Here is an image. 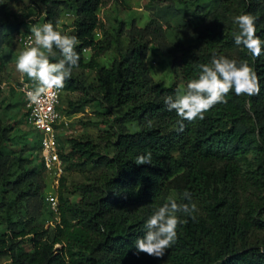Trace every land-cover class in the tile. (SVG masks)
<instances>
[{
	"label": "trees",
	"instance_id": "obj_1",
	"mask_svg": "<svg viewBox=\"0 0 264 264\" xmlns=\"http://www.w3.org/2000/svg\"><path fill=\"white\" fill-rule=\"evenodd\" d=\"M16 1L0 0V75L6 69L3 49L13 47L19 33H30L21 32L30 5L19 14ZM30 2L44 10L34 21L41 25L61 21L64 11L74 15L68 35L78 39L80 61L62 90L80 95L67 104L62 97L65 113H81L90 103L122 113L101 141L84 136L61 140L65 173L54 189L58 214L46 200L40 139L32 131L26 136L30 142L13 150L14 127L0 117V264H264V43L260 57L253 58L233 35L238 31L233 18L248 13L264 41V0H188L193 13L169 5L143 27L133 20L126 29L121 21L116 37L100 40L95 31L103 0ZM171 28L182 37L169 38ZM114 41L117 55L106 66L100 57ZM151 44L173 57L185 87L198 76L197 65L208 63L215 52L247 61L259 77L260 94L230 91L227 102L216 104L203 120L181 121L164 104L179 83L153 78L147 62ZM86 50L92 51L88 60ZM129 123L137 128L131 130ZM149 151L152 164L136 165L135 158ZM250 154L255 166L248 163ZM68 171L81 172L83 180L69 184ZM185 191L191 201L181 199ZM172 199L195 203V219L177 214L181 222L175 242L162 258L138 253L134 241L144 235L154 206ZM47 213L53 218L50 228L41 222Z\"/></svg>",
	"mask_w": 264,
	"mask_h": 264
},
{
	"label": "clouds",
	"instance_id": "obj_2",
	"mask_svg": "<svg viewBox=\"0 0 264 264\" xmlns=\"http://www.w3.org/2000/svg\"><path fill=\"white\" fill-rule=\"evenodd\" d=\"M33 18H31L32 20ZM238 31L234 32V42L243 46L253 58H259L262 43L256 35L255 18L248 13L235 16ZM61 21L55 24L30 23L32 45L19 55L16 69L34 82V87L25 86L26 98L36 103L49 90L62 89L65 81L71 79L73 69L79 67L80 54L75 50L78 39L75 35L62 34L58 29ZM54 61V62H53ZM198 76L190 79L186 87L177 88L175 95H167L164 104L168 111H175L181 121L203 120L205 113L219 103H226L230 91L237 96L252 97L261 91L257 73L247 61L237 62L225 55L213 52L208 63L197 65ZM151 127V121L148 122ZM136 165L152 164V153L141 154L134 160ZM182 200H192L185 191ZM197 211L195 203H177L170 200L162 206H154L152 214L144 224V235L134 241L137 252L162 258L166 250L175 242L177 227L181 222L178 213L192 216Z\"/></svg>",
	"mask_w": 264,
	"mask_h": 264
},
{
	"label": "rangeland",
	"instance_id": "obj_3",
	"mask_svg": "<svg viewBox=\"0 0 264 264\" xmlns=\"http://www.w3.org/2000/svg\"><path fill=\"white\" fill-rule=\"evenodd\" d=\"M28 16L26 17V25L23 26L21 32L30 30L29 24L34 21H39L43 16V8L38 4L31 3L30 0H17L14 4V9L21 14L24 9L28 6ZM172 5L175 9H189L190 13H193L194 7L188 3V0H103V3L98 10V16L100 19L99 28L95 31V38L97 40L105 39L107 37H116L117 29L121 21H124L125 28L130 27V23L134 20L136 24L143 27L153 16L157 14L161 9ZM188 15L185 16L186 20H189ZM194 17V15H193ZM31 18H33L31 20ZM74 20V15L72 13L63 12L61 23L59 26V31L62 34H69L72 31V22ZM1 21V18H0ZM173 25L176 24L175 19L172 20ZM191 21V20H189ZM28 26V27H26ZM235 26H237L235 24ZM169 38L178 40L182 37L179 29L171 28L168 29ZM21 33L17 35L15 44L13 47H5L3 49V56L5 61L6 69L0 75V117L4 120L6 124L14 127L13 129V139L11 142V148L13 150H18L22 148L24 144L30 142L26 139V136H30L32 130L26 124L24 119V105L21 102V95L19 90V83L22 77L27 78L26 74H22L16 69V62L20 55V43L19 37ZM122 40L127 42V38L122 36ZM92 55L91 50L85 51V56L90 59ZM117 55L116 43H112L111 48L106 51L101 57L100 61L109 66ZM173 57L168 53L161 52L155 44L150 45L147 62L151 68L152 76L155 80H162L167 85H171L176 80L179 83V88L185 87V82L182 79V75L177 73L172 66ZM88 78L90 80L94 79L95 74L90 71H86ZM80 94L77 92L64 93V104H67V100L75 99ZM122 113V110H107L101 108L96 103H90L86 105L81 113L69 116L68 125L63 129L62 141L66 142L67 137H95L98 141H101L103 137L107 135L108 132L113 130V118ZM128 127L131 130L137 128L135 123H129ZM103 142V141H102ZM104 150L110 149V147L103 144ZM38 159H36L37 161ZM248 163L255 166V160L250 154L248 156ZM248 164L243 162L242 168L245 171ZM68 183H77L83 180V175L78 171H68L66 172ZM46 188L45 192L47 194L53 193L54 191V181L51 176L45 172ZM73 200L78 201L79 196H72ZM52 216L47 213L45 214L41 222L44 223L45 228H50L52 226ZM60 246V245H57ZM26 248L30 249V246L26 244ZM5 263V262H4Z\"/></svg>",
	"mask_w": 264,
	"mask_h": 264
},
{
	"label": "built area",
	"instance_id": "obj_4",
	"mask_svg": "<svg viewBox=\"0 0 264 264\" xmlns=\"http://www.w3.org/2000/svg\"><path fill=\"white\" fill-rule=\"evenodd\" d=\"M31 33L21 35L19 42L21 53L32 45ZM25 86L29 89L34 87L33 82L22 77L19 90L22 93L25 108L24 119L26 124L40 139V158L46 172L54 181V189L60 184V178L65 173V162L61 156V138L63 129L68 125L69 115L62 108V89L49 90L43 94L38 102L32 103L25 96ZM47 203L52 211L58 214V195L53 192L46 196ZM58 220V217H57Z\"/></svg>",
	"mask_w": 264,
	"mask_h": 264
}]
</instances>
